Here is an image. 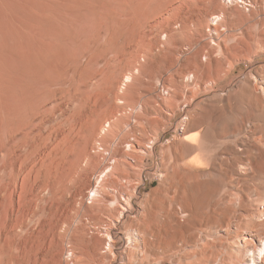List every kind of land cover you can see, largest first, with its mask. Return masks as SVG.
I'll return each instance as SVG.
<instances>
[{
    "label": "rangeland",
    "instance_id": "374dc122",
    "mask_svg": "<svg viewBox=\"0 0 264 264\" xmlns=\"http://www.w3.org/2000/svg\"><path fill=\"white\" fill-rule=\"evenodd\" d=\"M89 3L101 16L86 55L59 59L32 96L0 95V264H113L136 251L137 221L168 217L180 255L192 235L193 264H264V128L246 92L264 0ZM8 13L0 75L13 66L3 47L30 29ZM15 109L34 111L11 140ZM198 135L208 167L186 152Z\"/></svg>",
    "mask_w": 264,
    "mask_h": 264
},
{
    "label": "bare ground",
    "instance_id": "6f19581e",
    "mask_svg": "<svg viewBox=\"0 0 264 264\" xmlns=\"http://www.w3.org/2000/svg\"><path fill=\"white\" fill-rule=\"evenodd\" d=\"M235 1L222 0L223 4L228 5ZM237 1L244 5V10H246L247 4H252V0ZM120 2L126 4L130 3V0H120ZM90 6L89 0H0V12L8 11V20L12 21L18 15L25 16V24L30 26L27 34L20 36L16 47L9 45L3 47L1 55L6 57L13 66L0 75V95L8 97L9 100L12 97L25 96L27 98L32 96L51 79L50 76L59 59L63 61L68 58L73 59L78 51L82 57L86 55L83 53V49L86 48V45L95 44L98 37V26L94 20L101 16L93 8L92 11L89 10ZM109 16H113V11L102 15L105 19ZM82 25L89 26V28ZM255 43H257V48L264 47V37L259 36ZM247 52L251 54L250 48ZM93 55L91 52L86 60L92 61ZM253 57V61L259 64L261 73L253 75L251 71L249 72L250 80L247 79L246 92L252 99L254 111L261 127L264 128V57L259 54H255ZM16 68H18V73ZM33 111L34 109H27L20 113L17 112V109L13 111L15 115H13V125L9 132L11 140L17 136L16 134L21 128L26 127L30 130ZM82 115L84 116V113ZM82 115L81 117H83ZM20 134H23L22 131ZM194 140V145L186 152L195 154L194 164L208 167L211 160L210 150L204 145L201 136L198 135ZM184 141L188 142L189 140L185 137ZM4 150L8 154L12 153V148L7 146V143L4 145ZM241 151L246 156H257L258 154L248 147H243ZM194 177L198 182L200 175L196 174ZM178 227V223L172 217H168L164 221L154 219L137 221L132 228L133 235L137 238L136 251L130 257L118 254V259L122 262L116 260L113 264H193L190 262L193 255L191 252L193 237L188 235L185 238L184 246L187 251L180 255L176 245ZM246 241H248L246 237L230 238L227 241V247L238 251L246 246ZM111 242L114 241L111 240ZM258 251L262 255L261 261L264 252L261 248ZM200 254H202L201 251L198 252V255ZM252 264H256L254 260H252Z\"/></svg>",
    "mask_w": 264,
    "mask_h": 264
},
{
    "label": "built area",
    "instance_id": "2783aa9c",
    "mask_svg": "<svg viewBox=\"0 0 264 264\" xmlns=\"http://www.w3.org/2000/svg\"><path fill=\"white\" fill-rule=\"evenodd\" d=\"M251 5H252V4H247L246 10H245L246 12H248V11L250 10Z\"/></svg>",
    "mask_w": 264,
    "mask_h": 264
}]
</instances>
